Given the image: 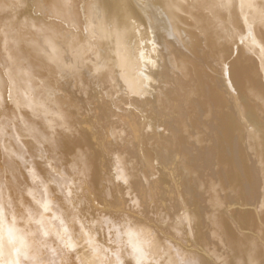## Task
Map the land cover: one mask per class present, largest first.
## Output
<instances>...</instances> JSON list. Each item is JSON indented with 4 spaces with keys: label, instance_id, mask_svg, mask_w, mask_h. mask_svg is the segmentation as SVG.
Returning a JSON list of instances; mask_svg holds the SVG:
<instances>
[{
    "label": "bare ground",
    "instance_id": "bare-ground-1",
    "mask_svg": "<svg viewBox=\"0 0 264 264\" xmlns=\"http://www.w3.org/2000/svg\"><path fill=\"white\" fill-rule=\"evenodd\" d=\"M0 264H264V0H0Z\"/></svg>",
    "mask_w": 264,
    "mask_h": 264
},
{
    "label": "rangeland",
    "instance_id": "rangeland-1",
    "mask_svg": "<svg viewBox=\"0 0 264 264\" xmlns=\"http://www.w3.org/2000/svg\"><path fill=\"white\" fill-rule=\"evenodd\" d=\"M37 71H40V74H36L37 76L34 77L35 80H32V81H33V83H37V84L41 85V82L45 81V77L43 76L42 69L37 70ZM28 83H31V80L28 81ZM51 106L52 105H50V107Z\"/></svg>",
    "mask_w": 264,
    "mask_h": 264
}]
</instances>
